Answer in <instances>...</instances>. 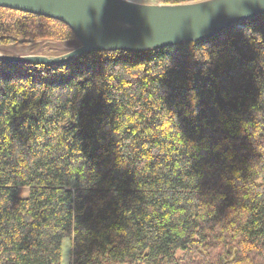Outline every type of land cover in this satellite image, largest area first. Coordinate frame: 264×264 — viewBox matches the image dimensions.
I'll list each match as a JSON object with an SVG mask.
<instances>
[{
  "label": "trees",
  "instance_id": "trees-1",
  "mask_svg": "<svg viewBox=\"0 0 264 264\" xmlns=\"http://www.w3.org/2000/svg\"><path fill=\"white\" fill-rule=\"evenodd\" d=\"M80 46L0 7L2 53ZM67 239L69 264H264V13L162 49L0 60V264H63Z\"/></svg>",
  "mask_w": 264,
  "mask_h": 264
},
{
  "label": "water",
  "instance_id": "water-1",
  "mask_svg": "<svg viewBox=\"0 0 264 264\" xmlns=\"http://www.w3.org/2000/svg\"><path fill=\"white\" fill-rule=\"evenodd\" d=\"M0 7L61 21L81 46L62 56L11 55V63L65 64L91 51L144 52L198 42L264 13V0L147 4L132 0H0Z\"/></svg>",
  "mask_w": 264,
  "mask_h": 264
},
{
  "label": "rangeland",
  "instance_id": "rangeland-1",
  "mask_svg": "<svg viewBox=\"0 0 264 264\" xmlns=\"http://www.w3.org/2000/svg\"><path fill=\"white\" fill-rule=\"evenodd\" d=\"M135 2H141V3H147V4H158L160 3V0H132ZM10 53H14V51L10 50ZM13 55V54H11ZM27 191L25 189L22 190V195H26ZM63 264H69L71 261V243L70 241L67 239L64 241L63 244Z\"/></svg>",
  "mask_w": 264,
  "mask_h": 264
}]
</instances>
